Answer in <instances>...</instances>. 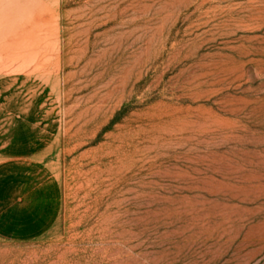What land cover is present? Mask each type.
<instances>
[{"label":"rangeland","instance_id":"1","mask_svg":"<svg viewBox=\"0 0 264 264\" xmlns=\"http://www.w3.org/2000/svg\"><path fill=\"white\" fill-rule=\"evenodd\" d=\"M27 201L46 228L0 264H264V0H0L2 213Z\"/></svg>","mask_w":264,"mask_h":264},{"label":"crops","instance_id":"2","mask_svg":"<svg viewBox=\"0 0 264 264\" xmlns=\"http://www.w3.org/2000/svg\"><path fill=\"white\" fill-rule=\"evenodd\" d=\"M17 203L16 205H13V203L12 207H9V209L13 210L12 212L2 213L4 209L0 207V238L17 242L33 241L37 239L34 237L40 235L34 234L35 228L41 230H45L46 228L45 225L42 226L36 224V222L46 220V218L42 217V213H33L31 210H40L45 207H42L43 203L39 202L27 201ZM9 221L13 224H9Z\"/></svg>","mask_w":264,"mask_h":264}]
</instances>
